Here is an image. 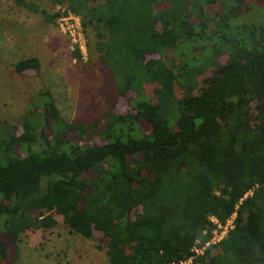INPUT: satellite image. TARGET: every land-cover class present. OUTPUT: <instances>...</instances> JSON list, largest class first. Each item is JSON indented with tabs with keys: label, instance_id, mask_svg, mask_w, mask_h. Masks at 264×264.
<instances>
[{
	"label": "trees",
	"instance_id": "1",
	"mask_svg": "<svg viewBox=\"0 0 264 264\" xmlns=\"http://www.w3.org/2000/svg\"><path fill=\"white\" fill-rule=\"evenodd\" d=\"M14 1L47 22L58 16ZM58 1L92 25L126 106L67 122L43 90L19 130L0 120V264H14L22 233L53 227L52 212L73 233L99 234L110 264L186 259L210 239V216L235 212L192 264H264V27L255 36L256 25L233 23L241 0ZM208 30L217 45L194 62ZM39 67L35 56L15 64Z\"/></svg>",
	"mask_w": 264,
	"mask_h": 264
},
{
	"label": "rangeland",
	"instance_id": "2",
	"mask_svg": "<svg viewBox=\"0 0 264 264\" xmlns=\"http://www.w3.org/2000/svg\"><path fill=\"white\" fill-rule=\"evenodd\" d=\"M27 1L58 16L54 22H47L40 12L18 5L14 0H0V120L19 130L27 108L34 103L40 105L38 93L43 90L51 92L58 116L67 122L89 123L102 119L107 110L122 112L126 101L118 94L114 71L99 56L92 25L83 27L81 15L75 16L88 44L79 59L74 53L78 48L73 45L67 27L75 20L65 21L66 15L61 9V4L66 2ZM104 1L87 0V5L97 6ZM241 1L243 10L233 23L256 25V36L260 32L259 26L264 27V0ZM164 5L156 4L157 7ZM210 9L217 10L218 7L213 5ZM208 34L209 37L206 34L197 43V50L191 49L190 59L194 62L203 51L209 53L213 45H217V36L209 30ZM31 56L39 59V69L17 72L16 62ZM217 59L224 62L226 54H218ZM212 70L209 67L204 69L198 77L199 86L204 84ZM181 90L177 85L176 91ZM52 213L56 219L53 227L27 230L20 235L15 244L14 264H110L106 255L107 243L99 234L84 238L71 232L61 215ZM3 237L8 239L5 234ZM6 244L13 246L10 241Z\"/></svg>",
	"mask_w": 264,
	"mask_h": 264
},
{
	"label": "built area",
	"instance_id": "3",
	"mask_svg": "<svg viewBox=\"0 0 264 264\" xmlns=\"http://www.w3.org/2000/svg\"><path fill=\"white\" fill-rule=\"evenodd\" d=\"M64 13V8H61ZM66 15V20H75L74 24L68 25V31L72 39L73 45H75L81 52L85 51L87 48L86 45V39L84 36V33L81 30L80 24L76 22L75 15L71 12L64 13ZM252 190H249L246 194H251ZM235 212H233L224 223H221L218 221V219L215 216H210V220L216 225V227L212 230V234L210 239L204 244L199 245V241L196 240L195 244L192 247V254L187 257L186 259H180L178 261L172 262L171 264H192L194 258L198 255H202L204 253V250L206 246L209 244H216L219 242L224 236L227 234L228 230H230L234 225V217Z\"/></svg>",
	"mask_w": 264,
	"mask_h": 264
}]
</instances>
